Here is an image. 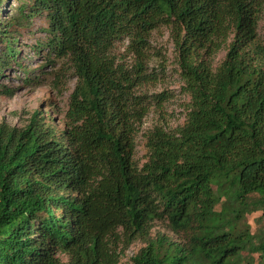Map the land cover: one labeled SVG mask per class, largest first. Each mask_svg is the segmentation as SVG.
<instances>
[{
  "label": "trees",
  "instance_id": "1",
  "mask_svg": "<svg viewBox=\"0 0 264 264\" xmlns=\"http://www.w3.org/2000/svg\"><path fill=\"white\" fill-rule=\"evenodd\" d=\"M7 0H0V7ZM264 0H32L46 13L50 55L76 83L64 129L38 112L22 128L0 123V264H119L109 241L146 243L131 264H264ZM12 24V21L9 25ZM168 25L190 107L174 131L155 127L135 161L147 111L145 48ZM233 39L216 67L205 59ZM128 39L135 61L112 51ZM1 70L17 56L0 24ZM157 220L185 237L152 238ZM58 253L69 255L61 261Z\"/></svg>",
  "mask_w": 264,
  "mask_h": 264
},
{
  "label": "rangeland",
  "instance_id": "2",
  "mask_svg": "<svg viewBox=\"0 0 264 264\" xmlns=\"http://www.w3.org/2000/svg\"><path fill=\"white\" fill-rule=\"evenodd\" d=\"M31 4L32 0H7L0 7V24L7 28L17 51L16 58L0 73V123L22 128L33 113L38 112L46 124L60 133L64 129V115L76 77L67 59L56 58L43 47L49 37L46 13L26 16ZM257 38L264 49V5L257 24ZM232 39L231 34L221 49L210 57L205 56L213 67L223 61ZM2 50L4 43L0 42V54ZM112 51L127 65L135 61L126 38L116 40ZM145 54L147 79L136 90L138 94L147 96V111L135 137L134 158L139 165L148 157L146 139L149 132L157 126L165 131L176 130L184 123L190 107L179 49L170 26L160 25L151 32ZM261 65L264 69V57ZM261 213L247 214L246 219L251 232L263 236L264 217L260 219ZM118 232L119 235L110 240L109 245L116 250L119 264H131L132 257L146 243L142 239L127 242L120 229ZM161 234L179 243L186 240L183 234L173 232L167 221H154L150 237L156 238ZM58 257L63 262L69 260L66 253H58Z\"/></svg>",
  "mask_w": 264,
  "mask_h": 264
}]
</instances>
